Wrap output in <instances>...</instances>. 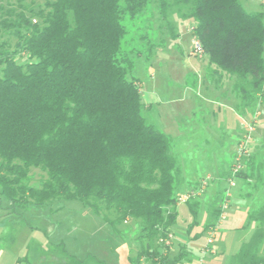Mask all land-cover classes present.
Returning <instances> with one entry per match:
<instances>
[{
	"label": "trees",
	"instance_id": "16d2710c",
	"mask_svg": "<svg viewBox=\"0 0 264 264\" xmlns=\"http://www.w3.org/2000/svg\"><path fill=\"white\" fill-rule=\"evenodd\" d=\"M147 6L171 39L172 14L194 20L210 64L235 75L238 100H247L240 109L264 102V12L249 13L240 0H0V208L21 220L31 207L78 200L122 239L118 226L137 224L127 264H177L187 252L171 256L165 240L184 177L170 137L143 117L121 49L123 16ZM259 165L249 159L236 177L258 187ZM32 169L43 174L38 185ZM185 202L197 216V197ZM248 218L257 227L234 261L264 264V204Z\"/></svg>",
	"mask_w": 264,
	"mask_h": 264
},
{
	"label": "rangeland",
	"instance_id": "374dc122",
	"mask_svg": "<svg viewBox=\"0 0 264 264\" xmlns=\"http://www.w3.org/2000/svg\"><path fill=\"white\" fill-rule=\"evenodd\" d=\"M240 2L249 13L264 12V0H240ZM169 21L177 23L178 36L174 39L167 37L165 32L167 25L159 19L153 6H147L135 16L125 14L122 18L126 34L121 49L122 53L132 61L129 76L133 75L140 82L142 98L151 97L149 102L152 108L142 111L146 122L170 137L171 149L178 158L183 175V158H186L185 162L187 160L194 162L192 155L198 154L196 150L191 151L197 149L192 139L190 144L192 149L188 150L189 153L183 151V135L180 131L186 111L193 107L204 111L205 113L201 114V123L216 127L215 130L222 126L237 129L240 134L238 144L248 132L243 124L254 121V129L249 134L250 140L241 158L236 159V152L234 157L232 156V145L223 135L220 144L212 145L213 155L219 159L215 158L214 162L220 164L223 171L230 165L227 178L237 164L240 166L238 172L245 171L249 159L253 167L259 163L264 174V102L258 99L259 102L253 111L240 110L237 104H244L247 100L245 98L238 100V96H243V93L241 91L236 93L234 90L235 75L217 71L215 67L211 68L212 64L205 56L194 52L195 39L192 34L194 20L179 19L177 14H172ZM207 66L213 69L208 74L209 78L206 76ZM187 76L188 84H186ZM239 84L242 87L244 82L240 81ZM234 107L241 112L239 119L233 117ZM219 131L222 132V129ZM192 138L195 140L196 135L192 134ZM256 139L261 141L256 142ZM253 141L256 143L253 144ZM211 153L212 150L209 154ZM30 173L32 184L38 185L43 174L37 169H32ZM223 174L217 173L216 177L222 178ZM233 182V186H229L227 179H221L219 186L224 188L223 195L227 190L232 193L233 189L235 191L243 184V180L237 177L233 178ZM257 184L259 187H264V179ZM203 195L211 197L212 193L206 191ZM258 196L264 198L262 193H258ZM202 211L203 209H200L197 216H193L186 203L179 205L176 224L172 227L174 239H182L184 243L191 241L206 245L208 234L207 229L206 232L204 231V227L208 218ZM8 217L16 221L10 222ZM0 221L1 232L5 233L2 242H5L8 236L14 239L11 250L20 255V260L16 259L17 264H27L26 260L21 258L27 251L31 252L33 245L40 241L46 243L44 247L49 250L40 260L43 264H127L128 256L132 254L131 250L134 252L136 246L132 241L137 226L134 221L129 220L118 226L119 229L124 230L127 238L122 239L111 232L109 225L100 216L78 200L63 203L53 201L50 205L31 207L26 211L25 219L21 220L10 216V210L0 208ZM246 229L250 227L245 226L244 230ZM250 235L245 242L250 239ZM172 243V250H169L171 256L178 253L179 246L176 240ZM188 246L191 248L190 245ZM263 246L264 241L261 243V248ZM199 258L203 260L204 255Z\"/></svg>",
	"mask_w": 264,
	"mask_h": 264
},
{
	"label": "crops",
	"instance_id": "0c3cea01",
	"mask_svg": "<svg viewBox=\"0 0 264 264\" xmlns=\"http://www.w3.org/2000/svg\"><path fill=\"white\" fill-rule=\"evenodd\" d=\"M202 56H205L208 59L207 55L203 54ZM210 67L212 68L214 66L212 65ZM210 67H206L207 77L208 74L213 71V69L211 70ZM188 83L189 77L187 76L186 84ZM150 98L151 97L146 96L142 98L144 104L143 110L152 108V104L149 102ZM236 107H234L235 112L233 113V117L236 116L239 119V117L241 116V112L238 111ZM190 109L191 110H188L185 113V117L183 118V125L181 126L180 131L181 135H183V151H185V153H189V149H192V147H190L192 139L194 144L197 146V149L194 148V150L191 151L194 152L196 150V154H198L192 155L194 162H190L188 160L185 162L184 160L186 158H183V180L185 182L183 183V191L180 193H186L184 191L187 190L191 185L195 190L199 189L201 180L206 176L210 177V181L207 183L206 187L201 193L196 195V197L198 200V211L200 209H203V214L208 218V222L204 227V231L206 232L207 225L213 224L215 233L212 244L210 246H206L205 243L191 241L184 243L182 239H174V232L172 231L169 250H172V241L176 240V242L179 243L178 251L179 249L183 248V250L187 252V256H185L184 259H182L177 264H237L234 261V256L238 252L241 245L245 242V239H247L250 234L252 235L257 227V223L255 221H249L248 212L261 203L264 204V198L258 196V193H262L264 195V189H262L264 187H254L253 185L247 184V182L243 181V184L235 191L233 189L234 192L232 191V193H229L230 195L228 197H225V194L223 195L224 188H220L219 183L221 179H227L230 171V165L226 167V170H221L222 166L214 162V159H218V157H214V146L212 145L216 143L220 144V139L224 135L223 137H227L228 142L232 145V156L234 157L237 144L240 139L239 131L235 128H225L224 126H222L221 128H217V130H215L216 127L205 126L204 123H201V114L205 112L198 110L196 107ZM231 110L232 108L230 109V111ZM212 112L214 113L213 110ZM219 129H222V132L219 131ZM192 134L196 135L195 140L192 138ZM255 141L260 142L261 139H256ZM255 141H253L252 143L255 144ZM211 150L212 153L209 154ZM217 173L224 174L222 178H219L216 177ZM248 182L250 183L251 180H248ZM250 188H252V190ZM250 190L252 191V193H250ZM206 191H210L212 193V196L204 197L203 193ZM184 203L186 202H178L177 207ZM216 209L217 218H214ZM8 219L10 220V222L16 221L11 217H8ZM245 226L250 227V229L244 230ZM4 236L5 233H2L0 229V264H17L16 259L20 260V255H17V253H13L11 250L12 245L14 244V239L12 236H8L5 241L7 243L4 244L5 242H2ZM45 244L46 243L41 241L36 242L32 247V251H27L26 255H24V257L21 259L26 260L27 264H43L40 260L49 251L46 250L48 248L44 247ZM188 245H190L192 250ZM260 250L261 251L259 252V254L264 256V246L262 248L260 247ZM201 255H204L203 260H200L199 258V256L201 257Z\"/></svg>",
	"mask_w": 264,
	"mask_h": 264
},
{
	"label": "built area",
	"instance_id": "2783aa9c",
	"mask_svg": "<svg viewBox=\"0 0 264 264\" xmlns=\"http://www.w3.org/2000/svg\"><path fill=\"white\" fill-rule=\"evenodd\" d=\"M195 39V38H194ZM194 52H197V54L199 55H202L203 52H202V49L200 47V45L197 43V41L195 40V43H194ZM256 115V113H255ZM254 115V117H255ZM253 117V118H254ZM244 127L247 129V133L245 134L244 138L242 140H240V143L238 144V148H237V157L236 159L239 160L241 158V155L243 153H245L246 151V147L248 146L247 144L249 143V140H250V132L254 129V121L251 122V121H248L247 123L244 124ZM240 168L239 164H237L235 166V168L232 169V173L230 175V177L227 178V181H228V185L229 186H233L234 182H233V178L236 177V173L238 172V169ZM210 177L209 176H206L204 177L202 180H201V183H200V187L199 189L197 190H191V191H188L186 193H183L181 195L178 196V202H185L187 201L190 197H193V196H196L198 195L199 193H201L203 191V189L206 187L208 181ZM230 194H229V191H225V197H228ZM214 233H215V228L214 226H210L208 228V236H207V240H206V246H210L213 242V239H214ZM170 238H171V234H169L168 238L165 240V244L169 245L170 244ZM205 250V249H204Z\"/></svg>",
	"mask_w": 264,
	"mask_h": 264
}]
</instances>
